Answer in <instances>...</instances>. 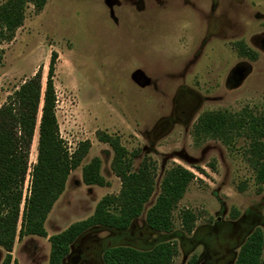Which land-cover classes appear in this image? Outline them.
<instances>
[{
  "label": "rangeland",
  "instance_id": "obj_1",
  "mask_svg": "<svg viewBox=\"0 0 264 264\" xmlns=\"http://www.w3.org/2000/svg\"><path fill=\"white\" fill-rule=\"evenodd\" d=\"M240 45L256 57L242 56ZM2 47L0 106L40 69L45 86L57 52L61 135L71 152L91 142L48 215V236L17 237L11 264H49V236L89 217L106 194L119 193L114 152L99 132L140 151L136 170L145 156L156 161L155 191L128 230L88 231L64 264H103L110 246L148 249L167 240L178 245L173 264H188L193 257L195 264H235L249 234L257 227L264 231V184L257 183L247 157L249 139L239 136L226 144L195 132L207 111L247 109L264 116V0H47L41 12L28 4L24 24ZM37 144L38 129L30 164L36 162ZM94 157L102 160L107 186L83 181V167ZM176 164L197 177L173 213V231L157 232L148 226L146 213ZM29 184L28 175L24 194ZM185 209L197 215L192 233L182 226ZM5 255L0 247V264Z\"/></svg>",
  "mask_w": 264,
  "mask_h": 264
},
{
  "label": "trees",
  "instance_id": "obj_2",
  "mask_svg": "<svg viewBox=\"0 0 264 264\" xmlns=\"http://www.w3.org/2000/svg\"><path fill=\"white\" fill-rule=\"evenodd\" d=\"M46 3L47 0H6L0 4V68L4 56L2 44L15 38L17 30L24 24L28 4L41 12ZM239 53L256 57L252 50L242 45ZM57 59L58 53L53 52L45 86L40 69L0 106V247L6 250L2 264L12 263L17 237L48 236V215L65 191L71 172L81 165L91 148V142L86 140L71 152L61 135L54 83ZM36 129L37 158L30 164ZM195 132L198 136L220 139L226 144L236 137L246 136L249 139L246 153L255 179L260 186L264 184V116H257L247 109L241 113L207 111L199 117ZM98 136L113 149L111 166L121 180V189L117 194L103 196L89 217L49 236V264H64L76 240L96 227L128 230L143 214L154 194L158 172L156 161L145 156L136 170L134 162L141 154L139 150H128L118 136L104 132H99ZM28 175L30 184L24 194ZM196 177L194 171L180 164L166 172L161 191L146 213V222L151 229L165 233L173 231V213ZM83 181L88 185H109L102 173L101 158L94 157L83 167ZM181 219L184 230L192 233L197 221L195 212L185 209ZM177 255L178 245L171 240L159 242L150 249L114 245L105 249L103 264H173ZM195 261L193 257L188 264H195ZM235 264H264V231L261 227L255 228L246 238Z\"/></svg>",
  "mask_w": 264,
  "mask_h": 264
},
{
  "label": "crops",
  "instance_id": "obj_3",
  "mask_svg": "<svg viewBox=\"0 0 264 264\" xmlns=\"http://www.w3.org/2000/svg\"><path fill=\"white\" fill-rule=\"evenodd\" d=\"M131 246V245H130ZM133 247H135V246H133ZM72 248V247H71ZM137 248V247H136ZM139 249H142V248H139ZM148 249H150V248H148Z\"/></svg>",
  "mask_w": 264,
  "mask_h": 264
},
{
  "label": "flooded vegetation",
  "instance_id": "obj_4",
  "mask_svg": "<svg viewBox=\"0 0 264 264\" xmlns=\"http://www.w3.org/2000/svg\"><path fill=\"white\" fill-rule=\"evenodd\" d=\"M203 263H204V261H203ZM203 263H198V264H203Z\"/></svg>",
  "mask_w": 264,
  "mask_h": 264
}]
</instances>
